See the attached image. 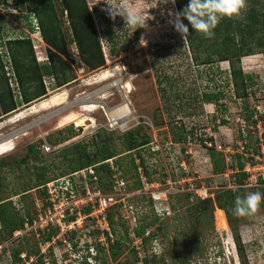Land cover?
I'll return each instance as SVG.
<instances>
[{"label":"rangeland","instance_id":"1","mask_svg":"<svg viewBox=\"0 0 264 264\" xmlns=\"http://www.w3.org/2000/svg\"><path fill=\"white\" fill-rule=\"evenodd\" d=\"M84 1L89 8L93 27L100 43L103 66L95 71L84 72L75 56L73 44L67 45L70 54L63 59L75 79L56 88L51 78H44L43 86L46 92L44 98L34 100L27 105L20 104L14 112L0 115V139L15 130L17 133L27 128L13 138L11 153L0 156V203L11 200L15 210L13 217H25L24 211H26L32 221L30 225L25 223L23 228L13 232L6 242L0 243L5 244L8 254L14 249L22 250V259L18 264L35 263L42 253L41 250L45 260L42 261L43 264H62L61 257L66 258L70 253V255L74 253L72 255L74 260L69 264H78L79 254L75 251L87 244L80 241L86 242L84 230L88 219H82V215L78 217L74 215L76 223L72 224L74 228L72 233L58 232L50 228L42 230L44 223H37V215L40 214L43 217L47 212L48 204L45 194H42V187H36L31 167L32 161L29 160L27 165L18 167L15 165L25 156L26 147L29 144H36L39 161L34 163L35 166H47L49 178L61 170L68 176L66 164L61 163L60 157H56L64 147L79 143L85 146L87 151L92 152V137L96 133L101 131L111 133V137L115 138L128 130H137L139 135L147 137V144L139 153L144 159L149 181H158L163 184L167 174L174 182L179 181L182 178L179 174L182 171L179 164L184 163L188 177L193 179L194 184L208 189L209 196L202 202L199 200L186 202L184 191H178L170 197V216L158 218L159 225L155 223L162 228L160 235L164 234L161 241L163 258L169 263V257L175 253L176 249L184 247L185 251L181 258L185 262L178 260L176 264H239L240 258L246 264H264V203H261L257 212L251 215H236L233 213L234 206L229 204L231 209L227 211L230 218L234 219L237 236V239H232L227 215L220 208L225 207L227 203H223V199L218 195L220 190L226 188L227 179L223 175L227 173V169L220 175H211V162L203 147L205 146L203 142L219 145V153L225 167L236 164L237 156L245 161L249 159V154L258 153L260 142L264 146V118L261 122L257 121L253 124L259 116H264L262 56L255 54L240 58L238 66L240 72L243 76H250V82L247 81L248 84H245L243 90L245 96L237 98L226 62H212L209 65L198 66L191 61L184 37L169 23L168 13L170 10L176 11L175 6L160 4V0H128L134 12L146 18L148 14L152 17L147 21V28L135 30L132 27H126L124 19L120 16L112 20L103 10L108 7L104 0ZM247 2V10L241 18L232 19L235 23L243 22L244 24L243 18L248 10L259 11L264 8V1L247 0ZM52 4L59 20L61 17L58 15L57 5L53 0ZM32 5L33 0L3 1L0 6V29H2L0 45L7 40L30 38L32 46L34 45L31 51L36 64L39 65L47 60L46 46L35 34L37 20L31 11ZM60 20L62 22L60 30L64 41H67L69 30L64 13ZM107 27L116 37L118 45L123 47L113 56L108 54L104 41V32ZM262 33L264 34V31ZM259 36L256 34L255 38ZM141 37L146 41L145 45H141ZM253 44H255L254 41H252ZM252 50L257 49L252 47ZM4 54L6 56L5 49L2 48L1 55ZM5 56L2 58L4 76L7 78L8 88L19 100V97H16L18 86L11 61ZM110 67L120 68L122 75L102 83L98 82L96 79L98 75ZM155 76L161 81L158 86L164 92L165 99L159 98L158 86L154 82ZM126 84L130 86L128 93L124 90ZM0 91H2L1 86ZM59 91L65 92L64 104L30 114L31 107ZM237 92L240 93L242 90L239 89ZM203 93L220 94L215 107L201 99ZM100 95H104V99L100 100V109L93 112L79 110L80 106L77 104L80 101L89 102ZM85 97L90 99L87 100ZM124 101L128 104L130 117L126 119L128 120L125 124L126 128L123 126L121 130H116L114 121L105 114L106 109L116 108ZM19 111H23L27 116L19 122L9 123L8 121ZM69 111L85 113L84 115L91 118L93 122H86L85 126L79 127H76L74 123L58 127L60 117ZM248 113H251V118L245 119ZM222 121L224 123H221ZM93 125L97 128L96 131L91 129ZM110 126L112 129L108 130ZM179 129L183 130L187 136L186 141L181 144L173 141ZM66 130H71L73 135L70 137ZM49 141L55 144L52 146ZM44 144L54 149L49 153H43ZM114 146L117 153H120L115 156V159L113 158L118 166L111 171L110 178L123 181L128 187V194H140V189L134 188V173L127 163L128 157L124 149L118 141ZM240 146L246 153L245 157L240 154V152L244 154ZM110 160L114 165L113 160ZM6 164H11L13 168L5 166ZM66 176L54 180L62 182ZM62 183L65 184V182ZM179 186L183 190L186 189L183 183L173 188L179 190ZM261 189L264 191V187ZM248 192L246 191L245 194ZM134 200L137 201L135 207L139 212L137 215L139 224L144 215L149 220L148 205L141 202L143 200L139 197ZM76 205L78 208L79 202ZM82 208L80 206L79 210L82 211ZM37 211L40 213L37 214ZM75 213L76 210L73 214ZM108 215H113L112 211ZM126 227V222L118 221L116 225V234L122 237L118 256L112 259L106 254V257L100 262L96 261V264H136L131 245H127L126 239L123 238ZM68 241L77 246L71 252L67 251V245H65ZM236 242H239V246H236ZM35 250L37 251L34 252ZM216 251L222 254L219 263L217 259L216 263H213L212 255ZM139 254L142 260L146 257V250Z\"/></svg>","mask_w":264,"mask_h":264},{"label":"trees","instance_id":"2","mask_svg":"<svg viewBox=\"0 0 264 264\" xmlns=\"http://www.w3.org/2000/svg\"><path fill=\"white\" fill-rule=\"evenodd\" d=\"M3 1L5 0H0V6ZM53 1L57 5V10L59 11L58 15L62 18L63 13L65 14V20L69 30L67 41H64L63 39V34L60 30V24L62 23L60 20L61 18L58 20L52 0H33L31 11L37 20L36 25L39 30L40 38L46 46L45 53L47 60L43 64H36L33 52L31 51V39L28 37L7 40L0 45V86L2 89V91H0V115L14 112L20 104L27 105L34 100L44 98L46 96L45 88L43 86L44 78H51L54 81L56 88L75 79L73 74L69 71L67 63L63 59V57L66 58L68 54H70L68 53L67 45L71 46L73 44V48L76 52L75 56L77 57L78 63L81 64L84 72L95 71L103 66V56L100 43L96 36L91 14L85 1ZM261 1L263 2L264 0ZM188 3L189 0H176V11L182 10ZM263 9L264 8L259 11L252 9L248 10L246 16L243 18L245 20L244 24L243 22L241 24L235 23L232 19L224 18L214 29L215 35L211 39L205 38L201 33H196L188 21L186 19L183 20V23L189 28V35L186 37L185 42L190 51L191 61L194 62V65L198 66L209 65L212 62H226L230 69V81L234 87L237 98H243L245 96L243 93L245 84L247 81L248 83L250 82V76H243L240 72L238 67L240 58L260 54L264 62V34L262 33L264 31ZM102 19L105 22V17ZM1 31L2 29H0V37L2 36ZM256 34L260 35L259 38H255ZM104 41L106 43L105 45L108 54L112 56L116 55L119 50L123 49L122 45H118L116 37L113 36L112 31L108 27L104 32ZM252 41H254L255 44L252 45ZM33 42L34 41H32V43ZM252 47L257 50L253 51ZM2 48L5 49L6 56L9 61H11L12 71L15 75L16 84L18 86L16 97L18 96L19 100L15 98V94H13L8 88L7 78L4 76L2 58L5 54L1 55ZM154 80L157 86L160 85L161 81L157 76H155ZM157 89L159 92V98L165 99L162 89H159V86ZM239 89L242 90V92H237ZM219 96V93H203L201 99L206 104H212L215 107ZM249 118H251V113H248L245 117V119ZM262 118H264V116H259L258 120H255L253 124L257 121L261 122ZM221 123L224 122L222 121ZM177 132L178 134L175 135L173 141L178 144L184 143L187 139L186 133L181 129ZM66 133L70 135V137L73 135L71 130H66ZM111 136V133L101 131L94 134L92 137V152L87 151L85 146L77 143L69 147H64L56 157H60L61 163L66 164L65 166L68 170L67 175L85 168H91L99 185L104 190H107V187L112 184V179L110 178L111 170L104 161L108 159L113 160V158L115 159V156L120 153H117L114 146L115 142L118 141L120 146L124 149L125 155L128 157L127 163L134 173V188H138L139 182L135 173L133 155L137 158L139 165L143 168L145 176L148 179L144 159L139 153V151L146 146L147 137L139 135L137 130H128L115 138H112ZM49 144L53 146L55 143L49 141ZM203 147L205 148L207 156L211 162V175H220L224 173L225 169L236 170L237 172L233 174L235 179L234 183L237 186L242 185V180L245 178V174L241 172L244 163L243 158L237 156L236 164H230L229 166L226 165L224 167L220 153L217 152L213 146ZM37 148L38 145L29 144L26 147L25 156L15 165V167H18L19 165H27L29 160L32 161L31 167L34 173L36 187H42V194H44V185L46 183L66 175L61 170L58 174L49 178L47 176V166H35L34 163L39 161ZM113 163L115 167L118 166V164L115 163V160H113ZM5 166L13 168L11 164H6ZM246 191L248 192L250 190L236 188L234 192H231V190L223 189L218 193L223 199V203H227L225 206L226 208L224 206L220 208H222L227 215V223L230 227V234L233 236L232 239H237L235 232L236 228L234 226V219L230 218L227 210L231 209V206H234L236 197L244 196ZM255 191L264 193L262 189L253 190V192ZM20 197H22V195H20ZM184 200L187 202V196ZM83 211H88V209H83ZM13 214H15V210L11 205V200L0 203V242H6L8 238L12 236L13 232L23 227L25 221L28 224L31 223V216L28 215L26 211H24L25 217L22 218L13 217ZM149 215V220H147L146 215L141 217V222L135 230L136 236L141 237L145 229L154 226L155 223L158 224V218L155 217L153 213H150ZM108 216L111 225H117L114 224L112 215ZM70 219H72V217L66 218V220ZM158 225L156 229L158 234L150 235V238L158 235L160 236L159 238L161 242L164 234L160 235L162 228ZM123 238L126 239L125 235ZM121 240L122 237L116 234V240L113 245L109 246L108 252H103L102 249L96 247L97 255L94 257L95 260L98 262L102 261L106 257V254L111 256L112 259L116 258L119 254ZM149 243L147 239H143L144 248L147 249ZM236 243V246H239V242ZM75 246L76 244H73V247ZM238 249H240V247ZM36 251L37 250L34 252ZM131 252L134 253L132 256L137 262L138 259L137 256H135V251L131 250ZM4 253L5 252L3 251V254ZM21 253L22 250L18 248L14 249L12 253L9 254V258L0 256V264H18L21 259L19 257ZM27 255H29V252H27ZM148 257L146 256L142 258L143 264H157L159 261L163 264V258L158 260L156 256ZM182 261L185 262V260ZM33 264H43L41 256H38L36 262ZM239 264L246 263L240 258Z\"/></svg>","mask_w":264,"mask_h":264},{"label":"built area","instance_id":"3","mask_svg":"<svg viewBox=\"0 0 264 264\" xmlns=\"http://www.w3.org/2000/svg\"><path fill=\"white\" fill-rule=\"evenodd\" d=\"M35 29V34L40 38L38 28L36 27ZM129 117L130 116L128 115L127 117L114 121V124H116V130H121L123 126L126 128L127 126L125 124L128 122L126 119ZM91 129L94 131L97 130L95 125H93ZM111 129L112 126L108 128V130ZM211 143L212 142L206 144L203 142L205 147L213 146L217 152H220L219 145L217 146L215 143ZM42 148L43 153H49L54 149L46 144H44ZM240 150L244 153L242 154V152H240V154L245 157L246 153L244 152L243 147L240 146ZM133 160L135 173L139 182V187L136 189H140L141 191L138 195L128 194L127 185H125L123 181L115 180H112V184L107 187V193H105V190L97 182L96 176L91 168H85L68 174V176L62 181L65 182V184L59 182L60 180H54L44 185V194L48 204L47 212L46 214L44 213L43 217L38 214L40 213L39 211H37L38 215L36 214L37 223H44V228H41L42 230L50 228L54 231L58 230V232L66 231L72 233L74 231L72 224L74 225L76 223L75 216L78 217L79 215H82V219H88L87 227L84 230V235L87 237L86 242H82V240L80 241L81 243L87 244L81 246L80 249L78 248L75 251V253L79 254V263L96 264L97 260L94 258L97 255L96 247L102 249L103 252H108L109 246L114 244L117 231L116 225H111L109 221L110 218L108 213L111 211L113 213L112 218L114 224H117L118 221L126 222L127 224V227L125 228V238L127 245L130 244L131 249L135 251L138 259L136 264H141L142 260H140L141 257L139 256V253L144 250H146V256H159L162 249L159 238L160 236L157 235L150 238V235L158 234L156 231L157 225L145 229L141 237H138L135 234V230L139 226V220H137L139 212L136 210L135 204L137 201L134 199L139 197L140 200H143L141 202H144L146 206L148 205L150 213H153L157 218H164L170 216L171 209L169 200L170 197L174 193H178V191H184L186 193L187 202H191L192 200L203 201L209 196L206 187H203L202 185L197 186L194 184L193 179L188 177L189 174L187 173L184 163L179 164L182 169L179 173L182 178L179 181L174 182L170 178V175L167 174L163 184H161L158 181L147 180L144 170L139 165L137 158L134 157ZM104 163L111 171L114 170L115 166L110 159L104 161ZM236 172V170L227 169V173L223 175V177H226L227 179L225 184L226 188H224L225 190H231V192H234L236 188H243L253 191L264 187V146L261 142L258 144V153H255V155L252 153L249 154V159L245 160L243 163L241 172L245 174V178L242 180V185L240 186H237L234 183L235 179L233 174ZM180 183L185 184V190H183L181 186H179V190L173 188V186L180 185ZM77 202L83 207L82 211L79 210L80 206L77 208ZM83 209H88V211H83ZM75 210L76 213L73 214ZM68 217H72V219L66 221V218ZM25 223L28 224L25 221L23 225ZM143 239H147L148 243L150 242L147 245V249L144 248ZM66 243L67 251L71 252L74 248L73 245L70 241ZM4 245L5 244L0 243V256L9 258L10 255L6 251L7 248L4 247ZM3 251L5 252L4 254ZM41 252L43 253V250H41ZM42 253L40 254L41 261L44 262V254ZM70 254L66 258L61 257L60 263L69 264L74 260L72 256L74 253L72 255ZM19 257L21 258V254Z\"/></svg>","mask_w":264,"mask_h":264},{"label":"clouds","instance_id":"4","mask_svg":"<svg viewBox=\"0 0 264 264\" xmlns=\"http://www.w3.org/2000/svg\"><path fill=\"white\" fill-rule=\"evenodd\" d=\"M104 2L108 7L103 10L109 17L112 20H115L117 16L122 17L126 27H132L135 30L147 28V21L152 18L149 14L146 18L144 15L134 12L128 0H119V2L117 0H104ZM160 4H171L174 7L176 0H160ZM247 7V0H189V3L182 10L169 11V23L186 39L189 35V28L183 23V20L186 19L196 33H201L205 38L211 39L215 35L214 29L221 20L224 18H241ZM140 43L141 45L146 44L143 37H141ZM262 202H264V193L259 191L248 192L242 197L237 196L233 213L236 215L254 214ZM217 252L212 255L213 263H216V259L218 263L222 259V254Z\"/></svg>","mask_w":264,"mask_h":264},{"label":"bare ground","instance_id":"5","mask_svg":"<svg viewBox=\"0 0 264 264\" xmlns=\"http://www.w3.org/2000/svg\"><path fill=\"white\" fill-rule=\"evenodd\" d=\"M121 75H122V71L120 70V68L110 67V68L102 71L96 79L98 80V82L102 83V81H106V80H109L111 78L121 76ZM129 88H130L129 84H126L124 86V90L127 93L129 92ZM85 98L87 100L90 99L89 97H85ZM102 99H104V95L94 97V99H92V101H89V102L80 101V103H78L77 105L80 106L79 110L81 112H93V111L101 108L100 107V104H101L100 100H102ZM65 101H66L65 92L59 91V92L52 94L48 99L40 101L39 103H37L38 105L31 107L29 112H30V114H36L41 110L42 111L50 110L56 106L64 104ZM106 111H107V113H105V114H107V116L113 121H117L120 118H124V117H127L128 115H130V110H129L128 104L125 101L122 102L120 105L116 106V108L106 109ZM104 112H105V110H104ZM84 114L74 113V112L69 111L68 113H66L65 115H62L60 117V119L58 121L59 122L58 127L68 125L70 123H74V125L76 127H79V126H85L86 122H89V121L93 122V120L91 118L86 117ZM26 116L27 115H25V113L23 111H19L18 113L13 115V117L8 122L12 123V124L15 122H19V121L23 120ZM26 129L27 128H24V129L18 131L17 133L15 132L9 138H2L1 139V141H0V156L3 154H6L8 152L11 153L10 151L13 148V143H12L13 138H15L19 133L24 132V130H26Z\"/></svg>","mask_w":264,"mask_h":264},{"label":"flooded vegetation","instance_id":"6","mask_svg":"<svg viewBox=\"0 0 264 264\" xmlns=\"http://www.w3.org/2000/svg\"><path fill=\"white\" fill-rule=\"evenodd\" d=\"M209 205H210V204H209ZM161 251H162V252L159 254V256H156V258H157L158 260H160V259L163 258V256H164V255L162 254V253H163V249H162ZM184 251H185V248H184V247H181V248L176 249L175 253L169 257V263L171 262V263L176 264L178 260H183V258H181V256H183ZM179 257H180V258H179ZM162 261H163V264H169L168 261H167V259L165 260V259L163 258ZM141 264H143V262H141ZM157 264H160V261H159Z\"/></svg>","mask_w":264,"mask_h":264},{"label":"water","instance_id":"7","mask_svg":"<svg viewBox=\"0 0 264 264\" xmlns=\"http://www.w3.org/2000/svg\"><path fill=\"white\" fill-rule=\"evenodd\" d=\"M16 132V130L15 131H13V132H11V133H9V134H7L6 136H4V137H2V138H9L10 136H12L14 133ZM1 138V139H2ZM1 139H0V141H1ZM212 205V204H211ZM210 205V206H211Z\"/></svg>","mask_w":264,"mask_h":264}]
</instances>
